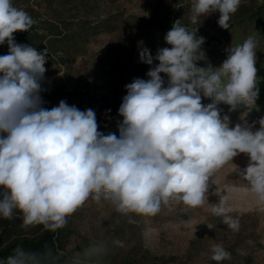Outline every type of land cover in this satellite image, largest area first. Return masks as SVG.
<instances>
[{"label":"clouds","instance_id":"1","mask_svg":"<svg viewBox=\"0 0 264 264\" xmlns=\"http://www.w3.org/2000/svg\"><path fill=\"white\" fill-rule=\"evenodd\" d=\"M240 5L241 0H195L189 20L200 25L203 17L219 12L218 25L228 30ZM35 23L12 0H0V45L8 46V54L0 55V219L19 216L24 230L40 226L55 233L89 199L109 202L129 223L133 215H156L170 199L200 207L213 174L241 153L249 163L239 173L264 203V117L230 126L218 107L235 111L258 98L254 36L231 45L220 67H199L206 58L205 38L197 36L198 27L177 19L164 37L170 47L158 49L155 58L147 48L140 50L142 62L159 63L147 73L149 79L125 86L117 136L98 130L92 109L82 111L65 100L43 107L48 49L40 52L14 39ZM161 73L169 77L167 87ZM202 98L211 103L204 105ZM211 210L239 230L226 196ZM112 246L124 245L102 237L70 256L47 245L40 252L18 245L0 264H103ZM211 252L217 264L231 258L222 244Z\"/></svg>","mask_w":264,"mask_h":264},{"label":"rangeland","instance_id":"2","mask_svg":"<svg viewBox=\"0 0 264 264\" xmlns=\"http://www.w3.org/2000/svg\"><path fill=\"white\" fill-rule=\"evenodd\" d=\"M195 0H28L16 6L42 25L36 32L43 38L51 64L41 80L43 107L51 109L61 100L80 110L96 113L99 131L119 136L123 117L119 107L127 95L140 50L159 39L158 24L171 10L172 23L177 19L205 38L201 50L205 59L197 66H221L231 45L242 44L249 36L258 41L257 63L259 95L255 103L241 104L235 111L220 104L221 116L227 115L230 126L246 120L249 124L264 117V31L244 15L262 0H241L231 17L228 30L218 25L219 12L203 17L200 25L190 23ZM156 67V66H155ZM148 73V72H147ZM164 87L169 77L161 73ZM147 79L149 77L147 76ZM90 83V85H88ZM90 88L89 94L76 95ZM202 103H211L202 98ZM110 110V111H109ZM256 123L253 130H257ZM249 163L246 154L217 170L211 180L208 199L191 208L170 199L162 203L154 216L133 215L134 223L116 213L109 202L89 199L68 218L64 227V252L71 255L90 243L107 238L119 239L123 247L112 246L103 264H217L211 248L222 244L231 258L222 264H264V203L250 192L240 175ZM217 192L220 194L218 195ZM226 196L229 213L239 220L233 231L212 213L213 204ZM210 226L211 228H209Z\"/></svg>","mask_w":264,"mask_h":264},{"label":"trees","instance_id":"3","mask_svg":"<svg viewBox=\"0 0 264 264\" xmlns=\"http://www.w3.org/2000/svg\"><path fill=\"white\" fill-rule=\"evenodd\" d=\"M28 0H12L13 5L16 7L21 2H27ZM171 10L167 11L164 17L160 20L158 24V33L159 39L156 43H152L147 45V48L153 58H155L158 49L164 47H170L165 42V35L171 29L173 23L171 20ZM246 18L253 19L260 27L262 31H264V0L255 6L254 8H248V12H246ZM36 23L33 25L32 29L28 32H16L14 33L15 42L18 44H25L34 47L37 51L42 52L46 47L42 42L43 38L36 32L37 27L42 25L40 20H35ZM191 28V27H189ZM192 29V28H191ZM198 36V34H197ZM199 37V36H198ZM8 54V46L5 43L4 45H0V55ZM159 63L158 60L153 59V63L151 65L144 63L140 60L136 64L135 72L129 84L133 82L134 79L140 78L147 80V72L150 69L157 66ZM51 64V60L49 57V53L46 57V64ZM90 85V83H88ZM90 88L86 87L84 92H75L76 95H88ZM22 220L17 216L13 220H5L0 219V259L6 258L10 254H12L13 249H15L18 245L22 246L25 250L32 252H40L43 251L45 246H51L53 250H59L64 253V236L63 229H59L55 233H50L43 231L40 226L36 228H32L30 230H24L21 227Z\"/></svg>","mask_w":264,"mask_h":264}]
</instances>
